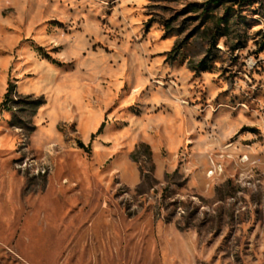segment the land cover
Segmentation results:
<instances>
[{
  "label": "rangeland",
  "instance_id": "rangeland-1",
  "mask_svg": "<svg viewBox=\"0 0 264 264\" xmlns=\"http://www.w3.org/2000/svg\"><path fill=\"white\" fill-rule=\"evenodd\" d=\"M205 1L0 0V264H264V0Z\"/></svg>",
  "mask_w": 264,
  "mask_h": 264
},
{
  "label": "trees",
  "instance_id": "trees-1",
  "mask_svg": "<svg viewBox=\"0 0 264 264\" xmlns=\"http://www.w3.org/2000/svg\"><path fill=\"white\" fill-rule=\"evenodd\" d=\"M255 3V0H206L202 4V8L200 11V16L205 21H211L212 22V29L210 30V42H211V48L216 46L219 39L223 36H226L229 33V27L231 24V19L233 17H236L238 20H243L244 15L242 14V11L247 6H252ZM197 4H190V10L198 12L199 9L197 8ZM222 7L224 9V15L219 16L216 13L213 12L215 8ZM244 45L236 44L233 46L234 50H237L239 48H242ZM260 50H264V35L262 36V40L259 44ZM175 50V49H173ZM208 56V55H206ZM207 59V58H206ZM206 59L200 62L199 66H203ZM199 70L198 68H196ZM14 85H10L8 88L7 96L9 93L13 90Z\"/></svg>",
  "mask_w": 264,
  "mask_h": 264
}]
</instances>
